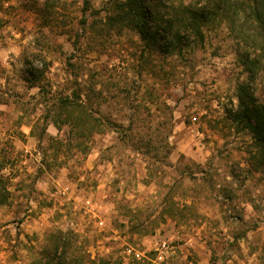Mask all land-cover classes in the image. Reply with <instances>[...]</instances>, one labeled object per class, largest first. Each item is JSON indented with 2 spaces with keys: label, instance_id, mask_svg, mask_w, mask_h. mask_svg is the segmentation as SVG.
I'll return each mask as SVG.
<instances>
[{
  "label": "rangeland",
  "instance_id": "1",
  "mask_svg": "<svg viewBox=\"0 0 264 264\" xmlns=\"http://www.w3.org/2000/svg\"><path fill=\"white\" fill-rule=\"evenodd\" d=\"M123 1L0 0V264H264L247 47L216 15L161 54L108 23Z\"/></svg>",
  "mask_w": 264,
  "mask_h": 264
},
{
  "label": "trees",
  "instance_id": "2",
  "mask_svg": "<svg viewBox=\"0 0 264 264\" xmlns=\"http://www.w3.org/2000/svg\"><path fill=\"white\" fill-rule=\"evenodd\" d=\"M57 1L59 0H45L43 9L52 10ZM83 1L87 5V0ZM175 2L176 0L115 2V14L108 17L107 21L112 27L137 32L149 48L161 54L179 55L202 38L203 25L216 15L225 17L240 45L247 47L241 54V60L248 72V79L237 88L238 109L230 111L231 116L234 123L249 131L253 140L252 156L255 161L264 164V104L259 101L255 92V85L260 81L264 95V0H205L204 5L186 8ZM60 106L79 108L82 114L76 118L77 126L80 124V127L86 128L91 125L88 112L75 97L67 96L60 100ZM6 192L5 182L0 175V204L6 203Z\"/></svg>",
  "mask_w": 264,
  "mask_h": 264
},
{
  "label": "built area",
  "instance_id": "3",
  "mask_svg": "<svg viewBox=\"0 0 264 264\" xmlns=\"http://www.w3.org/2000/svg\"><path fill=\"white\" fill-rule=\"evenodd\" d=\"M100 223L103 224L102 221H101ZM160 247H161V248H160L161 251H165V250L167 249V244L164 242V243H162V244L160 245Z\"/></svg>",
  "mask_w": 264,
  "mask_h": 264
}]
</instances>
